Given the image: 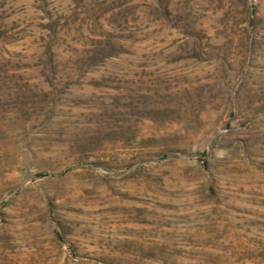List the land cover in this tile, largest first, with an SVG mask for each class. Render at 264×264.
<instances>
[{"label": "rangeland", "instance_id": "obj_1", "mask_svg": "<svg viewBox=\"0 0 264 264\" xmlns=\"http://www.w3.org/2000/svg\"><path fill=\"white\" fill-rule=\"evenodd\" d=\"M0 264H264V0H0Z\"/></svg>", "mask_w": 264, "mask_h": 264}]
</instances>
